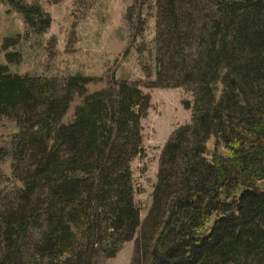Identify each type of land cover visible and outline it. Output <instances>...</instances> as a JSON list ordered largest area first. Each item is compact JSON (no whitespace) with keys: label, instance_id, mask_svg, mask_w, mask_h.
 Listing matches in <instances>:
<instances>
[{"label":"trees","instance_id":"16d2710c","mask_svg":"<svg viewBox=\"0 0 264 264\" xmlns=\"http://www.w3.org/2000/svg\"><path fill=\"white\" fill-rule=\"evenodd\" d=\"M4 1L33 32L50 27L38 1ZM157 4L155 87L184 86L196 97L194 108L185 103L192 123L164 148L145 222L131 162L145 154L151 96L115 79L89 94L94 77L59 85L0 61V117L19 118L7 142L13 165L29 157L34 165L16 180L21 208L0 223V264H99L138 230L136 264H264V0ZM34 232L36 249L25 257L19 245Z\"/></svg>","mask_w":264,"mask_h":264},{"label":"rangeland","instance_id":"374dc122","mask_svg":"<svg viewBox=\"0 0 264 264\" xmlns=\"http://www.w3.org/2000/svg\"><path fill=\"white\" fill-rule=\"evenodd\" d=\"M38 1L52 18L46 32H33L21 14L4 0H0V61L13 74L65 82L71 76L82 74L94 77L88 84L91 94L106 88L113 79L137 84L151 96V108L142 119L145 154L131 162L137 188L135 201L141 211L142 222L148 220L154 206V190L158 181L161 158L170 138L180 127L190 125L195 107V93L184 86L155 87L157 79L158 28L157 0H26ZM131 10L132 21L127 20ZM17 42L15 46L11 44ZM8 55H19L17 62H9ZM16 57V56H15ZM220 90L222 85H218ZM221 93V91H219ZM81 99L76 97L66 113L64 122L73 118ZM64 118V117H63ZM12 120V121H10ZM18 116L0 117V223L22 206L23 171L34 168L30 157L20 165H13L7 142L17 132ZM214 150V140L208 144ZM223 152V150L221 149ZM224 153V152H223ZM36 190V188H35ZM35 197L41 198L37 188ZM35 198V199H36ZM40 231V228L37 227ZM127 241L116 256L101 255L99 264H136L137 238ZM34 232L19 245L23 256L36 249Z\"/></svg>","mask_w":264,"mask_h":264}]
</instances>
